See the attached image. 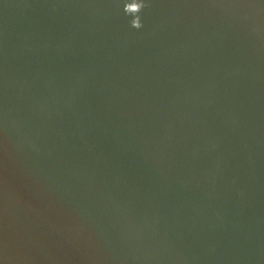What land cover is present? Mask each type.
<instances>
[{
	"label": "water",
	"instance_id": "95a60500",
	"mask_svg": "<svg viewBox=\"0 0 264 264\" xmlns=\"http://www.w3.org/2000/svg\"><path fill=\"white\" fill-rule=\"evenodd\" d=\"M0 264H264V0H0Z\"/></svg>",
	"mask_w": 264,
	"mask_h": 264
}]
</instances>
